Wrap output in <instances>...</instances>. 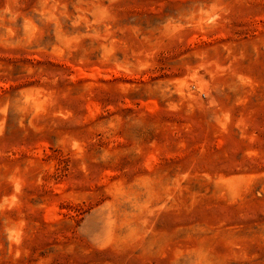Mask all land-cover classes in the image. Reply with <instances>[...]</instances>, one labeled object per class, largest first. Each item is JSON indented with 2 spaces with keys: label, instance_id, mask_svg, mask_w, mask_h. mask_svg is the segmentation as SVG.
<instances>
[{
  "label": "rangeland",
  "instance_id": "1",
  "mask_svg": "<svg viewBox=\"0 0 264 264\" xmlns=\"http://www.w3.org/2000/svg\"><path fill=\"white\" fill-rule=\"evenodd\" d=\"M0 264H264V0H0Z\"/></svg>",
  "mask_w": 264,
  "mask_h": 264
}]
</instances>
